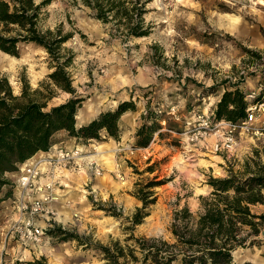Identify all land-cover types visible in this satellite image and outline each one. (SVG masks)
I'll list each match as a JSON object with an SVG mask.
<instances>
[{
	"label": "rangeland",
	"instance_id": "1",
	"mask_svg": "<svg viewBox=\"0 0 264 264\" xmlns=\"http://www.w3.org/2000/svg\"><path fill=\"white\" fill-rule=\"evenodd\" d=\"M145 9L149 35L123 38L112 36V28L95 20L80 3L54 0L48 7L44 27L62 24L72 33L64 47L74 55L68 71L82 99L77 125L114 112L124 101L133 103L135 110L121 115L118 140L105 131L88 141L57 134L58 143L84 146V157L94 151L92 145L105 151L98 160L86 161L92 173L68 177L70 187L57 210L59 215L76 213L77 218L61 222L55 217V234L39 251L12 242L0 264H104L96 246L128 236L124 219L142 206L134 197L139 185L158 184L151 190L149 200L154 202L148 217L135 227L134 236L166 237L178 199L180 207L197 211L198 198L210 192L208 177L225 178L240 170L253 151H264V135H242L235 150L217 154L211 151L214 137L190 145L185 141L197 117L214 113L223 93L240 78L242 90L255 95L251 105L264 101V0H149ZM51 71L47 54L33 45H20L17 56L0 51V77L7 78L14 95L20 94L22 82L35 89ZM69 97L58 93L49 106ZM92 111L87 120L80 118ZM147 111L158 115L160 134H154L147 147L134 149ZM257 120L258 125L264 123V112ZM105 143L108 147L102 148ZM14 174L5 177L14 182ZM252 211L259 215L264 208ZM248 249L234 253V264H242Z\"/></svg>",
	"mask_w": 264,
	"mask_h": 264
},
{
	"label": "trees",
	"instance_id": "2",
	"mask_svg": "<svg viewBox=\"0 0 264 264\" xmlns=\"http://www.w3.org/2000/svg\"><path fill=\"white\" fill-rule=\"evenodd\" d=\"M54 0H0V51L17 56L20 45H33L48 57L51 73L32 89L22 82L19 95L6 77H0V210L12 196L14 183L5 175L17 173L28 159L48 152L58 142L55 137L65 132L76 139H98L99 132L118 140L119 120L123 113L135 110L133 103L122 102L114 112L101 113L86 125L78 126L76 114L82 99L72 87L73 53L64 47L72 38L62 24L53 29L44 27ZM149 0H69L88 8L91 16L104 26H110L112 36L143 38L150 33L144 15ZM243 78L230 85L214 109V118L237 124L247 115V95L240 88ZM58 93L70 97L56 106L49 103ZM143 124L135 134L134 149L149 145L154 134L161 130L158 115L147 111ZM160 133H158L159 135ZM155 181L139 185L134 197L142 203L124 221L128 235L122 241L97 245L104 264H234V253L260 244L264 229V214L252 209L264 205V151H253L238 171L225 178L208 177L210 192L198 198L192 212L187 205L180 207L178 199L171 212L167 236L135 237L134 229L148 217L154 199ZM117 218V215H112ZM61 233V231H59ZM54 235L55 231L49 232ZM77 239V237H75ZM79 240V239H78ZM32 264H42L34 262ZM248 264V263H244Z\"/></svg>",
	"mask_w": 264,
	"mask_h": 264
},
{
	"label": "built area",
	"instance_id": "3",
	"mask_svg": "<svg viewBox=\"0 0 264 264\" xmlns=\"http://www.w3.org/2000/svg\"><path fill=\"white\" fill-rule=\"evenodd\" d=\"M254 96V93L250 94L249 99ZM262 112L264 101L250 105L246 118L237 124L222 120L217 122L213 112L199 115L196 124L187 133L186 144H196L207 137H214L211 146L213 153L235 150L240 136L257 138L264 135V123L257 124V116ZM84 155L79 146L61 142L19 166L17 179L13 182V194L2 207L8 204L6 209L10 213L2 241L3 252L12 242L18 243V248L41 250L44 241L50 238L55 217H59L57 206L64 205L62 201L65 200L66 189L70 187L68 177L88 171L92 173V165L89 169L86 167ZM71 215L70 219L77 218L76 213Z\"/></svg>",
	"mask_w": 264,
	"mask_h": 264
},
{
	"label": "crops",
	"instance_id": "4",
	"mask_svg": "<svg viewBox=\"0 0 264 264\" xmlns=\"http://www.w3.org/2000/svg\"><path fill=\"white\" fill-rule=\"evenodd\" d=\"M242 86L240 87L241 89L244 88V87L242 88ZM244 93L247 95V101H248L249 106H250L251 103H250L249 95L252 94L253 91H251L250 89L247 88V89H244ZM94 113H95V111H92V112L88 113L87 116L82 114L80 116V118L87 120L88 118H86V117H88L90 115H94ZM79 126H81V125H79ZM57 134H61V132H59ZM66 144H68V143H66ZM101 147L102 148H106V147H108V144H106V143L105 144H101ZM102 151L105 152L103 149H102ZM17 176H18V173L14 174L13 181H15L17 179ZM7 205L8 204H6L4 206V208L0 211V256L2 255V252H3L2 251V241H3V238L5 239L4 233H6V230H7V227H8L7 226V222L10 221V219H9L10 213H9V210L6 209ZM257 207L264 208V205H259V206H256L255 208H257ZM260 214H264V212H261ZM259 238H260V240H264V229L261 230ZM261 244L262 245H260V246H255V247H252V248H250L248 250H245V254L242 256V259H241V263L242 264L243 263L264 264V241H262Z\"/></svg>",
	"mask_w": 264,
	"mask_h": 264
},
{
	"label": "bare ground",
	"instance_id": "5",
	"mask_svg": "<svg viewBox=\"0 0 264 264\" xmlns=\"http://www.w3.org/2000/svg\"><path fill=\"white\" fill-rule=\"evenodd\" d=\"M84 148H85L84 146H80L79 147V149L82 152H84ZM92 148H93L94 151L86 153V154H90L89 156L85 157L88 161L98 160L99 157H101V155L104 153V152L99 150V147L97 145H92ZM58 219L61 222H65L67 220H70V216L69 215H64V217H62L61 215H59Z\"/></svg>",
	"mask_w": 264,
	"mask_h": 264
}]
</instances>
